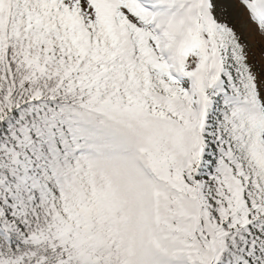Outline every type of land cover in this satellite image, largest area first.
Segmentation results:
<instances>
[{
	"label": "snow or ice",
	"instance_id": "snow-or-ice-1",
	"mask_svg": "<svg viewBox=\"0 0 264 264\" xmlns=\"http://www.w3.org/2000/svg\"><path fill=\"white\" fill-rule=\"evenodd\" d=\"M0 264H264V0H0Z\"/></svg>",
	"mask_w": 264,
	"mask_h": 264
}]
</instances>
